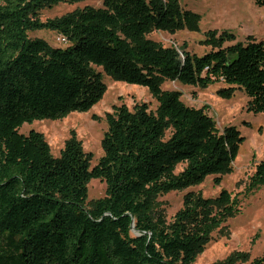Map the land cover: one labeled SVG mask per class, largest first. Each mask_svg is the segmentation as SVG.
<instances>
[{"label":"trees","instance_id":"obj_1","mask_svg":"<svg viewBox=\"0 0 264 264\" xmlns=\"http://www.w3.org/2000/svg\"><path fill=\"white\" fill-rule=\"evenodd\" d=\"M59 1L0 0V264H194L211 233L238 211V198L222 189L215 197L189 190L168 221L155 198L187 188L209 174L232 170L244 137L235 125L219 130L207 106H189L164 80L249 98L248 111L264 112V41L245 43L229 32L209 31L203 54L164 46L147 37L193 26L197 15L177 0H101L46 21L39 10ZM264 7V0H254ZM52 29L65 48L30 38ZM148 89L146 102L114 105L105 113L103 155L92 154L71 133L54 156L43 133L19 131L24 123L87 111L102 97L103 72ZM181 164L182 169L175 172ZM106 194L90 203L91 179ZM222 176H216L220 183ZM264 183V160L247 190ZM235 252L215 264H241ZM249 264H264L262 254Z\"/></svg>","mask_w":264,"mask_h":264},{"label":"rangeland","instance_id":"obj_2","mask_svg":"<svg viewBox=\"0 0 264 264\" xmlns=\"http://www.w3.org/2000/svg\"><path fill=\"white\" fill-rule=\"evenodd\" d=\"M182 11L197 15L193 26L184 24L174 32L153 30L147 37L164 46H174L179 51L187 50L203 54L212 49L207 43L209 31L215 30L218 38L222 32L232 33L235 38L223 45L237 42L245 43L250 36L256 41H264V7L254 0H177ZM101 6V0L59 1L51 7L39 10L38 19L46 21L73 12L84 6ZM30 38H41L51 46L65 48L70 43L61 42V34L52 29H32L27 32ZM101 70L100 67H96ZM103 72V71H102ZM106 89L101 99L87 111H73L60 119L44 118L24 123L19 131L27 134L31 129L43 133L50 151L54 156L60 154L65 140L73 133L82 143L85 152L92 154L91 166L103 155L101 138L107 128L105 113L111 112L114 105L146 102L155 109L156 99L144 86L117 80L103 72ZM222 83H214L206 88L182 84L178 81L164 80L163 89H175L181 92V100L199 108L207 106V113L216 122L219 130L224 126L235 125L244 137L235 157L232 170L223 174H209L194 185L179 190H171L155 198L154 209L164 214L168 221L182 206L183 195L189 191H199L204 197H215L225 189L238 198L239 211L229 217L211 233L205 249L198 254L194 264H215L228 258L235 252H245L248 259L241 264L260 256L264 250V183L248 191L247 186L254 174L256 165L264 160V112L248 111V97L239 88L230 96L217 92ZM183 165L179 164L175 172ZM222 176L220 183L216 176ZM106 194V184L99 179H91L87 184V199L90 203Z\"/></svg>","mask_w":264,"mask_h":264},{"label":"built area","instance_id":"obj_3","mask_svg":"<svg viewBox=\"0 0 264 264\" xmlns=\"http://www.w3.org/2000/svg\"><path fill=\"white\" fill-rule=\"evenodd\" d=\"M57 40H58V41H61V42H66V38H65L64 36H62V35H59V36L57 37Z\"/></svg>","mask_w":264,"mask_h":264}]
</instances>
